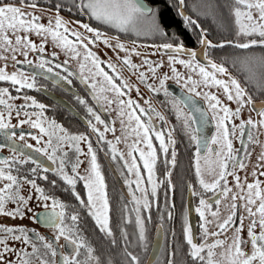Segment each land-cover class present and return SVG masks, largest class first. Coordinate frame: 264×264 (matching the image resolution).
<instances>
[{
    "label": "snow or ice",
    "instance_id": "obj_1",
    "mask_svg": "<svg viewBox=\"0 0 264 264\" xmlns=\"http://www.w3.org/2000/svg\"><path fill=\"white\" fill-rule=\"evenodd\" d=\"M18 4L19 6L7 4L0 0V60L5 61V64L0 66V82L10 84L18 94L23 89L46 91V86L39 82V78L50 80L53 88L70 84L71 80L68 77L73 76L74 73L68 71L67 76H64L54 70L67 65L68 60H65L63 65L54 64L52 59L45 57V43L50 39L55 47L69 54L70 59L81 57L79 49H84L83 60L80 63L82 82L92 89L93 98L97 102L103 99L109 107L116 104L115 111L120 120L121 135L115 136V128L108 127L84 99L79 97L76 99L84 106L89 117L87 125L91 132L97 135L99 141H105V132H112L115 136L114 142H105L108 144L112 159L115 161L118 158L124 162L123 168L126 169V174L121 172V175H125V184L129 188L131 203L134 205L132 211L136 213L135 224L140 247L147 248L145 223L140 213L142 210L150 209L149 190L151 196L155 197L157 188L162 183L157 180L159 154L162 153L167 157L170 153L171 158L165 159L164 163L166 166L171 165L172 168L176 166L177 141L174 137L176 126L164 128L169 121L165 115L152 107L151 99L143 101L148 108L142 107L130 96L124 99L127 95L124 89L131 91L133 86L117 74L115 65L109 63L107 67L116 74L115 79L119 80V85L114 82L112 75L104 71L101 67L102 61L88 48V45H95L97 42L124 52L125 56L121 63L138 82L144 85L149 93L154 95L163 93L164 104L170 106V111L174 114L189 144L195 146V175L202 192H197L191 184L188 185V190L192 196H201L195 209L200 219L199 242L188 225L186 216L183 227L184 242L187 245L186 254L192 264H264V181L259 179L264 176V171L257 173V169L264 168V144H261L258 135L264 134L261 131L264 130V100L259 104L254 103L253 96L229 73L225 63H217L210 56L211 49L224 48L226 45L241 50L257 46L264 48V0H225L223 5L218 0H198V3L192 6L195 14L203 18H211L214 23L218 10L227 7L234 39L221 43H213L208 38V30L203 28L197 19L185 13L186 0H171L169 6L174 8L176 15L183 22V27L195 36L198 50L186 48L184 42L173 33L170 40L178 41L177 43L165 42L154 46L161 57L167 56L169 71L163 73L159 72L165 66L163 61L156 62L145 58L139 65L135 64L131 57L142 55L135 48L128 49L119 42L118 38L106 37L105 33L88 23L76 21L79 28L90 34L85 36L80 31L70 29L68 27L70 21H65L60 15L62 8L68 11L76 9L91 20L108 25L119 32H132L137 35L147 32L168 38L162 22L161 10L159 7L149 6L145 0H70L66 4L58 3L55 6L54 22L49 18L47 25L39 23L41 17L34 12L23 11L24 7L39 10L36 0H18ZM223 27L222 24L217 23L218 29L223 30ZM31 35L40 37L41 43L32 41ZM110 39H116L117 42L114 45L110 44ZM30 53L39 54L35 61L28 58ZM201 55L204 62L200 60ZM18 56H22L23 60H19ZM53 57L55 58V53ZM9 59L16 68L11 73L7 71ZM85 62H90L95 69L94 72L89 69L90 78L84 77ZM233 63L235 64L236 61ZM239 63L248 73V81L256 80L259 90L264 92V55L245 56ZM18 65L23 67H17ZM177 65L185 71H179ZM253 66L261 69L258 78L257 73L252 70ZM24 68L32 71H25ZM144 68L146 71L141 70ZM97 76L103 78V83H106L107 87L102 86L97 90L95 80ZM149 80L152 83H149ZM169 80L175 81L178 85L179 95L173 94L166 86ZM135 91L139 96V88ZM221 91L226 101L236 105L235 109L220 99ZM104 92H112L114 98L101 96L100 94ZM16 99H21L23 103L20 105L9 103ZM200 100L204 102L203 106L198 103ZM245 108L249 112H254L257 119L251 116L246 120L241 119ZM46 109L47 105L38 102L30 95L13 96L8 87H0V137L4 141L0 143V149L7 148L11 153L9 157H0V181L6 182L0 187V216L15 220L24 218L26 208L28 212H32V209L27 207L29 200L32 199L31 195L25 198L20 194L22 183H26L36 193L37 206L43 208L42 212H34L30 219L54 231V239L49 240L24 226L0 224V264H101L100 259L94 254V248L81 234L79 213L69 212V205L46 193L36 183L37 176L42 180L48 179L46 175H40L41 172L52 171L67 186L66 190L70 191L75 200L87 209L88 216L95 222L99 231L105 237H113L105 180L96 153L91 143H88L89 137L85 134H72L55 120H49L45 116ZM13 113L18 118L24 117L18 119L15 125L11 123ZM145 116L147 119L144 118ZM157 120L160 122V127L156 125ZM236 120L240 121L239 124L235 123ZM210 123L215 131L209 140L204 135V129ZM25 124L37 130L39 134L15 131ZM98 124L105 125L104 131H100L96 126ZM26 136L35 141L37 146L27 143ZM235 138L240 139L241 149H234ZM129 140L131 143H128ZM154 141L158 143V149L154 146ZM82 142L88 143L86 153L80 148ZM121 142L125 143L127 153L120 152L116 148ZM249 144H258L262 149L251 173L252 182H248L247 176L241 180L238 175L239 171L247 168L246 158L251 156V152L247 151ZM64 147L74 150L75 162H71L68 153L62 151ZM241 150L244 151L243 157L240 155ZM32 153L46 157L56 167L45 166ZM81 155L89 158L88 167L83 175L79 172V167L83 163L79 159ZM29 163L34 165L27 169L29 175H18L21 168ZM69 164L70 173L65 170ZM141 164L143 173H146V180L142 174ZM17 165L20 168H17ZM13 171L17 174L14 175ZM165 175L171 177V170L167 167ZM205 176L210 179H205ZM228 177H232L236 191L233 187H229ZM78 182H82L86 190V201L76 191ZM51 184L55 187L57 181L52 180ZM168 186L172 187L170 179ZM205 193L213 194L214 204L203 198ZM224 201H228L224 204L228 214L222 217L221 204ZM8 203H13L16 207L9 210L6 207ZM122 211L127 212V207L124 206ZM168 218L171 219V212ZM237 219H239L238 224ZM245 220L248 221L246 237ZM229 231L232 233L230 242L228 239L218 238ZM122 237L127 241V233L123 230ZM61 239L65 244L58 248ZM9 241L13 244L22 243L25 247L16 249L10 246ZM112 243L115 244L114 239ZM246 245H250V251H245ZM28 247L31 248V252L26 250ZM60 248L64 251H60ZM124 256L129 264H140L139 257L128 252L127 248L124 250ZM172 256H175V252ZM167 264H175L174 259L169 258Z\"/></svg>",
    "mask_w": 264,
    "mask_h": 264
},
{
    "label": "flooded vegetation",
    "instance_id": "obj_2",
    "mask_svg": "<svg viewBox=\"0 0 264 264\" xmlns=\"http://www.w3.org/2000/svg\"><path fill=\"white\" fill-rule=\"evenodd\" d=\"M51 5L52 4H50V6L47 8L45 7L44 9H46L48 11H50V10L55 11V7H52ZM74 14L78 17L84 16L78 10L76 12H74ZM60 15L63 18H67L66 12L64 13L63 11H60ZM85 21L87 22V19H85ZM225 29L226 28L223 27V30H221L222 33L225 32ZM218 30H220V29H218ZM78 31L82 32L85 36H90L89 33L84 32L83 29H81V28H79ZM109 38H112V37H109ZM232 39H234V32H233V34L226 36V38H224L223 41H218V42L213 41V43H221V42H224L227 40H232ZM118 40L120 43L125 42V43L130 44L131 48H135L136 51L142 53V55L139 56L138 58H135V59L131 58L133 63L139 65L141 63V61L145 58L152 60V61H156V62L163 61L165 66L162 69H160L159 72L163 73V72L169 71V69L167 67V56L165 55V56L161 57L159 55L157 48L154 47L155 45H159L161 43L148 42V41L130 43V42H126L120 38H118ZM195 41H196V38H195ZM195 41L192 42L191 44H185L184 43L185 47L190 48V49H197L198 45L196 44ZM115 43L116 42L110 41V44L114 45ZM95 46L103 47V45H101V43H98V42L95 44ZM95 46H93L92 50L95 53V55L98 57V54L96 51L97 49L95 48ZM125 47L128 48V46H126V45H125ZM256 48H259V47L257 46V47H253V48H250L247 50H249L252 53H255ZM98 51H100V49H98ZM243 51L244 50L236 49L232 46L226 45L224 48L211 49L210 50V56H211V59H213L217 63H221V62L225 63V66L228 68L229 73L240 82L242 87H244L247 90V87L244 84L245 73H244V70L242 69V67L239 63V61L242 59ZM153 53H157V54L153 55ZM103 54L105 56H107L108 58L98 57L100 59V61H102L101 67L104 69L105 72H107L109 75H112L114 77V82L119 85V80L115 79L116 74H114L112 72V70L107 67V65L109 63L115 65L116 70H117V74L122 76L124 80H127L128 83L133 86L131 91H129L128 89H124V91L127 93V95L125 97L128 98L130 96L133 100H136L137 102H139L141 104V106L144 108H148V105H145L143 102L144 99H151L152 107L155 108L156 111L161 112V114L165 115L169 121V124L164 125V128L166 129V128L171 127L173 125L176 126V130L174 132V137L176 138V141H177V143L175 145V148L177 151L176 166L174 168H172L171 165L166 166L164 163L165 159L171 158L170 153L167 157H165V155L162 153L159 154V159L157 161V180L162 181V183H160L159 187L157 188V195L155 197L151 196L150 190H149L150 209L148 211L142 210L140 213L141 218L144 220V223H145L146 243H147L146 249L141 248L139 245L138 230H137L136 224H135L136 213L134 211H132L134 205H133V203H131V197L129 195V188L125 184V175H121V172H124L126 174V169L123 168L124 162L120 161L118 158L115 161L112 159V155L108 150V144L105 142V141H113L114 142L115 136H119L118 130L115 128V130H116L115 136L113 135L112 132H105V141H99L97 138V135L95 133L91 132V130L89 129V127L87 125V120L89 119V117H88V114H87L84 106L80 105L77 102L76 97L84 99L86 104L89 107L93 108V110L101 117V119L106 122V125L110 128H113V126H112L113 122L111 120V115L107 111V109L99 101V104L101 105V107L106 112L109 120L106 119V117L100 112V109H98V107L92 101V98L90 96V92L93 94L92 89L89 88L86 84H84L82 82V78H81V80L77 79L75 75L68 77V79L71 80V83L68 84L70 87H67V88H64L62 86L53 88L51 86V81L50 80L45 81V80H43V78H39V82L46 86V88H47L46 91H36V90L23 89L21 91V93L18 94L15 92V89L12 88L10 84L0 82V87H8L13 96H17V95L22 96L24 94L32 96L38 102L44 103L45 105H47V109L45 111V116L49 120H55L58 124L62 125L68 132H70L72 134H85L89 137L88 143H91L92 148L96 153L97 162L100 165V170H101V173L104 176V180H105L106 192H107V196H108V200H109V206H110V213H109V215H110V227H111V230L113 232V237H111V238L105 237V235L99 231V229L95 225V222L92 220V218L90 216H88L87 209L82 207L79 204V202H77L75 200V198L71 195L70 191L66 190L67 186L64 185L63 182L60 181L59 178L57 176H55L52 171H49L48 173L41 172L40 175H46L48 177V179L42 180L39 178V176H37L36 177V183L41 188H43L46 193L54 195L56 198L62 200L67 205H69V208H68L69 212L76 211L79 213V215H80L79 227H80L81 234L87 240V242L94 248V250H95L94 254H95V256H97L100 259L101 264H109V262H111V264H129L128 259L124 256L125 248H127L128 252L139 257L140 264H146L150 250H151V247H152V240H153L154 231H155L156 226H158V225L161 227L162 232H163V241H162L161 248H160L155 260L151 264H166L167 260L165 258V254H170L171 252L170 251H164L162 248L163 242H164L165 229H166V222H165V217H166L165 214L166 213H165V211L167 209L172 211L173 218H174V224L177 225V226L175 225L176 228L181 226L182 227L181 230L183 231V227H184V223H185V216L187 218V223L190 226L189 219H188V213H187V198H188V194L190 193L188 190V185L191 184V185H193L194 189L197 192H202V189H200V186L197 182V178L195 175L194 164H195L196 149H195L194 145L189 144L187 137H185L183 135V133L181 132L180 127L175 120L174 114L170 111V106L164 104L165 97L163 96V93H161L159 95H154L152 93H149L147 88L144 85H141L138 82V80L136 79V77L134 75H132L127 70V68L122 65L121 60L124 56L120 60H115V58H113L111 56L110 51H103ZM38 55H39L38 53H30L28 58L30 60L35 61L36 57ZM213 55L220 56L222 61L218 62L217 59L213 58ZM45 57L48 59H52V60L55 59V60L60 61V63H59V62H56L55 60H53L54 64L59 63V64L63 65L62 63L65 61V60L58 58L56 56L54 58L53 55H50L47 52H45ZM184 58L187 59V57H184ZM18 59L23 60V57L18 56ZM234 61H236L235 64L233 63ZM85 63H86V67L84 69V77L90 78L89 69H92L93 72L95 71V69L92 68V65L90 62H85ZM4 64H5V61L0 60V66H2ZM7 65H8L7 71L9 73L16 70V68L13 67V61H11L10 59L7 61ZM17 67H20V66H17ZM69 67L74 69L79 74V76L81 77V75H80L81 70H78L74 65H72L69 62L67 63V65H63V67L61 69H54V70L60 72L61 75L67 76L68 71H71L69 69ZM176 67L181 72L185 71V69H183L180 65H177ZM24 70L30 71V70H26V69H24ZM141 70L146 71V68L141 69ZM225 79H226V77H225ZM149 83H152V81L149 80ZM169 83L175 84L176 86H178L175 83V81H173V80H169L167 82V84H169ZM136 88H139V90H140L139 96L137 95V92L135 91ZM46 92H50V93L62 98L66 102H68L72 106V108H74L75 111L85 120L86 124H84L82 121L78 120V118L76 116L72 115L66 109H64L61 106H59L58 104L54 103L50 98H48L46 96ZM262 100H264V98L254 99V101H262ZM9 103H14L15 105H20L23 103V101L21 99H16L14 101H9ZM228 106L235 109L234 107H232V105H228ZM245 109H247V108H245ZM245 109L243 110L244 114H245ZM29 111H32V109H29ZM244 114L243 115L241 114V119H244V117H245ZM210 115L211 114H209V116ZM249 116H252L253 119H257L256 114L254 112H249V115L247 116V118ZM23 118H24L23 116L18 118L16 116V114L13 113L12 117H11V123L13 125H15V124H17L18 119H23ZM144 118L147 119V116H145ZM239 122L240 121L238 120L237 124H239ZM93 123H95L94 120H93ZM156 125H157V127H160V122L158 120L156 121ZM96 126L100 129V131H104L105 125H99L98 124ZM15 131L17 133L23 131L26 134L27 133H31L33 135L39 134L37 130L31 129L30 126L27 124L23 125L22 128L15 129ZM214 131H215V128L212 125L211 130L208 129L207 132L205 131L204 135L210 140L211 135L214 133ZM261 131L264 132V130H261ZM258 135H259V140H260L261 144H264V134H258ZM44 139H46V137ZM3 142H4L3 138L0 137V143H3ZM17 142L23 143L21 141H17ZM26 142L32 144L34 147L37 146L35 141L31 140V138L27 137V136H26ZM245 142H246V140H245ZM88 143L82 142L80 144V148H81L82 152H84V153L87 152ZM128 143H131V140H129ZM240 143H241L240 139H238V138L233 139L234 149H240ZM154 146L157 149L159 148L158 143L155 141H154ZM212 147H215V146H212ZM116 148L120 152H124V153H127V150H128L124 142L117 144ZM261 150L262 149H261L260 145H258V144H249L248 145L247 151L251 152V156L246 158L247 168L244 171L238 172V175L241 177V180H243L245 178V176H247L248 182H252L253 177L251 176V173L253 171L254 166L257 164V157L259 156ZM62 151L68 153V156L71 158V162H75L74 150H71V149H68L67 147H64L62 149ZM10 155H11V153L7 150V148L0 149V157H9ZM32 155L36 156V158L39 159L45 166H47L49 168H55L56 167V165L51 164V162H49L46 157L39 156L36 153H32ZM203 155L204 154L202 153V157H201V164L202 165L204 163ZM240 155H241V157L244 156L243 150H241ZM211 158L214 159V157H211ZM79 159L81 161H83V163L79 167V172L81 175H83V174H85V169L88 167V159L89 158L86 155H81L79 157ZM110 165L112 166V168H113L114 172L116 173V175L118 176V178L121 180L127 196L124 193H122V191L120 190V188L117 184V180L114 177V175H113V173L109 167ZM16 167L20 168L19 165H17ZM32 167H34V165L31 163L24 165L21 168L18 175H20V176L29 175V173L27 172V169H30ZM140 167L142 170V174L144 175V178L146 180L147 177H146V173H143L142 164L140 165ZM166 167L171 170V177H168L165 175ZM65 170L68 171L69 173L71 172L70 164L68 166H66ZM259 171H264V168L257 169V173H259ZM13 174L16 175L17 173L15 171H13ZM29 178H32V177L29 176ZM129 179H134V177H129ZM169 179L171 180V184H172L171 188H169V186H168V180ZM205 179H210V177L205 176ZM259 179L264 181V176L259 177ZM52 180L57 181V184L55 187H53L51 184ZM228 181H229V187L234 188L233 182H232V177H228ZM4 183H6V182L0 181V187H2ZM132 188L133 189L135 188L134 184L132 185ZM76 191L81 195L82 199H84L85 201L87 200L86 190L84 189L82 182L77 183ZM30 193L33 194V196H34L33 199L36 200V193L34 192V190L31 189V187L28 184L22 183L20 194L22 196H24L25 198H27V196L31 195ZM136 195L139 196L140 193H136ZM200 198H201V196H199V195L198 196H192L191 195L192 204H193V208H194V214H195V222H196L195 223V237L197 239V242H199V239H200V219H199V216L196 213L195 209L199 204ZM203 198L208 199L210 201V203L214 204L215 198H214L212 193H205L203 195ZM225 203H226V201H225ZM124 206L127 207V209H128L127 212L122 211ZM6 207L9 210H12L16 207V205L13 203H8L6 205ZM221 209H222V204H221ZM41 210H43V208L38 207L34 212H39ZM34 212H32L29 215V217L24 216V219L17 218L15 220H16V222H17V220H19V222L24 224L28 230L38 232L41 236H44L49 240H53L54 239V231L52 229L48 228L47 226L41 225L39 223H34L30 219V217L32 216V214ZM11 222H12V219H10L8 217L0 216V224H7L8 226H13V223H11ZM238 223H239V219L237 220V224ZM210 228H211V226H210ZM122 230H123V232L127 233V237H128L127 241H125L122 237ZM213 230H214V228H213ZM226 234H228V233H226ZM220 237H222V236H220ZM113 239L115 240V244L112 243ZM209 242H211V240H209ZM64 244H65V241L63 239H61L59 241V245H57V247L59 248L60 245H64ZM60 251H64V249L60 248ZM190 264H192L191 260H190Z\"/></svg>",
    "mask_w": 264,
    "mask_h": 264
},
{
    "label": "trees",
    "instance_id": "obj_3",
    "mask_svg": "<svg viewBox=\"0 0 264 264\" xmlns=\"http://www.w3.org/2000/svg\"><path fill=\"white\" fill-rule=\"evenodd\" d=\"M38 6L42 8H47L52 4V7H55L59 4H66L70 2V0H36ZM149 6L159 7L162 12V22L165 26V30L168 33V38L161 37L159 35L150 34L147 32H142L137 35L132 32H119L116 29L101 24L95 20H91L87 15L83 17H78L74 14L76 9L72 11H68L66 8H62L60 11L67 13V19L75 20L82 23H88L91 27L98 29L99 31L105 33L109 37H115L123 39L126 42L137 43V42H156V43H165V42H173L177 43L178 41L170 40L173 33H175L180 40H182L185 44H191L195 41V36L188 30L183 27V22L176 12L174 8L170 7L171 0H145ZM220 4H224L225 0H218ZM3 3L7 4H18V0H3ZM198 3V0H186L187 7L184 9L185 13L192 16V18L197 19L201 26L208 30V37L212 41H223L226 36L233 34L231 27V17L229 15V11L227 7H223L218 10L216 22L214 23L211 18H203L197 16L192 9L194 4ZM87 19V22L85 21ZM217 23L222 24L226 29L225 32L222 33L221 30H218ZM264 55V48H256L255 53L250 52L249 50H244L242 53V58L245 56H255L260 57ZM213 58L217 59L218 62L222 61L220 56L213 55ZM257 73V78L261 72V69L258 66H253L252 69ZM244 84L247 87V91L253 96V99H262L264 98V92L259 90L258 84L256 80L248 81V73L244 71ZM171 212V219L168 218V214ZM165 222L166 229L164 234V242H163V250L170 251V254H165L166 264L169 258L174 259L175 264H190V258L187 256V245L184 242L182 227H177L174 224V218L171 210L165 211ZM178 224V223H177ZM176 225V226H175ZM175 252V256H172V253Z\"/></svg>",
    "mask_w": 264,
    "mask_h": 264
},
{
    "label": "rangeland",
    "instance_id": "obj_4",
    "mask_svg": "<svg viewBox=\"0 0 264 264\" xmlns=\"http://www.w3.org/2000/svg\"><path fill=\"white\" fill-rule=\"evenodd\" d=\"M38 8H39V10H34V9L29 8V7H24L23 8V11L25 13L34 12L35 15L40 16L41 19L39 20V23H41V24L47 25L48 24V21H49V18H52L53 19V22H54V17L56 15V11L50 10V9H49L50 11H48V10H46L44 8H41L40 6H38ZM64 20L65 21H70V23H68V27L70 29H75L77 31L79 30V26H78V24L75 23L76 22L75 20H69L67 18H64ZM106 37H109V36L106 35ZM30 39L32 41H34L35 43H37V44L41 43V38L38 37V36H36V35H31L30 36ZM72 39H74V38H72ZM110 41L117 42L115 39H110ZM85 43H87V41H85ZM123 43L126 46H128V49H132L131 46H130V44L125 43V42H123ZM101 45H103V47H99V46H95V45H90V46L88 45V48L93 52L92 48H93V46H95V48L97 49L96 51H97L98 57H102V58H108L107 56H105L103 54V51H110L111 56L113 58H115V60H120L123 56H125V53L124 52H121L119 50H114L112 47H106L103 43H101ZM98 49H100V51H98ZM79 51L81 52V57H78L77 59H70L69 58V54H66L61 49L55 47L54 44L52 43V41L50 39L45 43V52H47L50 55H53V53H55V56L56 57L61 58L63 60H68V62L71 63L72 65H74L78 70H80V63L83 60L84 49L83 48H80ZM118 57H119V59H118ZM138 57L139 56H132L131 58L132 59H135V58H138ZM102 79L103 78L102 77H99V76L95 77V80L97 81V84H98L97 85V90H99V88L102 87V86L103 87H107L106 83H103V80ZM212 91H216V89H212ZM100 95L101 96H106L108 98H114L112 92H104V93H101ZM124 99L126 100L127 97H124ZM220 99L225 104L232 105V107H234V108L236 107L235 104L226 101V99L222 95V91L220 93ZM100 102L107 109V111L110 113L111 120L113 122V125L112 126H113V128H116L118 130V133H119V136H120L121 135V131H120L121 125H120V120L117 117L116 111H115V109L117 107L116 104H112L109 107V106L106 105V103H105V101L103 99H101ZM242 112H243L242 113V115H243L244 114V111H242ZM244 115H245L244 119L246 120L247 119V116L249 115V111L247 109H245V114ZM235 123L237 124L238 123V120H236ZM233 190L236 191L235 188H233ZM31 195H32L31 196L32 199L29 200L27 207L28 208H31L32 209V212H34L38 208V206H37V201L33 199L34 198L33 194H31ZM224 203H225V201L222 203V209H221V215H222V217L223 216H226L228 214V210L224 207ZM226 203H228V201H226ZM24 212H25V215H24L25 217H29V215L32 213V212H28L27 211V208L24 209ZM11 223H13V226H24L25 227V225L22 224L21 222H19V220H17V222H16V220H12ZM247 223H248V221L245 220L244 221V224H245V233H244V235H245V237H246V227H247ZM26 229H27V227H26ZM257 231H258V229H257ZM227 233L228 234H225L222 237H218V238L219 239H228L229 242H230V238L232 236V233H231V231H229ZM9 244H10V246L15 247L16 249H20V248L25 247L22 243H19V242H16V243L13 244L11 241H9ZM26 250L29 251V252H31V248L30 247H28ZM217 251H219V249ZM245 251H250V245H246L245 246ZM9 258H11V256Z\"/></svg>",
    "mask_w": 264,
    "mask_h": 264
},
{
    "label": "water",
    "instance_id": "obj_5",
    "mask_svg": "<svg viewBox=\"0 0 264 264\" xmlns=\"http://www.w3.org/2000/svg\"><path fill=\"white\" fill-rule=\"evenodd\" d=\"M197 50H198V48H197ZM46 57H47V56H46ZM53 60H55V59H53ZM200 60H201V62H204V61H203V56H202V55L200 56ZM55 61L60 63V61H58V60H55ZM62 64H63V63H62ZM18 66L23 67V65H18ZM24 69L32 71V69H28V68H24ZM69 69L72 71V73H74V75L76 76L77 79H80V80H81V77L79 76V74H78L74 69H72V68H70V67H69ZM61 86L64 87V88L70 87L68 84H62ZM167 87L169 88V90H170L173 94H175V95H179V94H180V89H179V87L176 86L175 84H171V83H169V84H167ZM89 92H90V91H89ZM46 96H47L48 98H50L54 103L58 104L59 106H61L62 108L66 109L68 112H70L72 115L76 116V117L78 118V120H80V121H82L84 124H86L85 120H84V119H83V118H82V117H81V116L75 111L74 108H72V106H71L68 102H66V101L63 100L62 98H60V97H58V96H56V95H54V94H52V93H50V92H46ZM90 96H91V98H92V101H93V102L95 103V105L98 107V109H100V112L106 117L107 120H109V119H108V116H107V114H106V112H105L104 109L101 107V105L99 104V102H97V100H95V99L93 98V94H92L91 92H90ZM260 102H261V101H256V102H254V103L259 104ZM198 103H199L201 106H203V104H204L201 100L198 101ZM211 128H212V124L210 123V124L208 125V127H207L206 129H204V132H205V131L207 132L208 129L211 130ZM245 140H246V138H245ZM240 149H241V143H240ZM106 160H107V159H106ZM107 161H108V160H107ZM109 167H110V169H111V171H112L114 177H115L116 180H117V184H118L120 190L122 191V193H124V194L127 196V194H126V192H125V190H124V186H123L121 180L118 178V176H117L116 173L114 172L112 166L110 165ZM42 211H43V210H41V211H39V212H42ZM187 213H188V219H189L190 227H191V229H192V231H193V234H194V236H195V223H196V222H195L194 208H193V204H192V199H191V195H190V193L188 194V198H187ZM237 220H238V219H237ZM162 241H163V232H162L161 227L158 225V226H156L155 231H154L153 240H152V247H151V250H150V253H149V256H148V259H147V263H146V264H151V263L155 260L157 254H158V252H159V250H160V248H161Z\"/></svg>",
    "mask_w": 264,
    "mask_h": 264
}]
</instances>
